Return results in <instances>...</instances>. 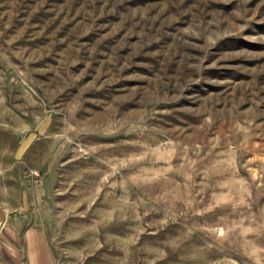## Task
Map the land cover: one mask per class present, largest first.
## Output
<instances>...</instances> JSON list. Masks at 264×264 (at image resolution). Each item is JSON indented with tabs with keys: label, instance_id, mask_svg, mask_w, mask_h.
<instances>
[{
	"label": "rangeland",
	"instance_id": "rangeland-1",
	"mask_svg": "<svg viewBox=\"0 0 264 264\" xmlns=\"http://www.w3.org/2000/svg\"><path fill=\"white\" fill-rule=\"evenodd\" d=\"M0 168L55 264H264V0H0Z\"/></svg>",
	"mask_w": 264,
	"mask_h": 264
},
{
	"label": "crops",
	"instance_id": "crops-1",
	"mask_svg": "<svg viewBox=\"0 0 264 264\" xmlns=\"http://www.w3.org/2000/svg\"><path fill=\"white\" fill-rule=\"evenodd\" d=\"M29 203L23 185L9 184L0 168V264H55L41 226L26 219L31 216Z\"/></svg>",
	"mask_w": 264,
	"mask_h": 264
}]
</instances>
